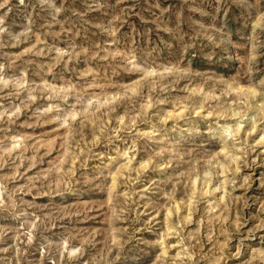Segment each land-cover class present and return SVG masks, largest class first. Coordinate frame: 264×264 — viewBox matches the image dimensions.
<instances>
[{
	"label": "rangeland",
	"instance_id": "obj_1",
	"mask_svg": "<svg viewBox=\"0 0 264 264\" xmlns=\"http://www.w3.org/2000/svg\"><path fill=\"white\" fill-rule=\"evenodd\" d=\"M0 264H264V0H0Z\"/></svg>",
	"mask_w": 264,
	"mask_h": 264
}]
</instances>
